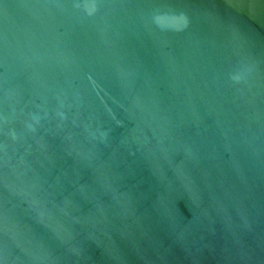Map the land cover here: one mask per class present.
Returning <instances> with one entry per match:
<instances>
[{"label": "water", "instance_id": "1", "mask_svg": "<svg viewBox=\"0 0 264 264\" xmlns=\"http://www.w3.org/2000/svg\"><path fill=\"white\" fill-rule=\"evenodd\" d=\"M0 264H264V0H0Z\"/></svg>", "mask_w": 264, "mask_h": 264}]
</instances>
